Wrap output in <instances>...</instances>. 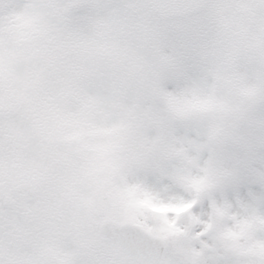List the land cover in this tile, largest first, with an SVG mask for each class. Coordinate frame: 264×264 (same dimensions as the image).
<instances>
[{
	"label": "clouds",
	"instance_id": "obj_1",
	"mask_svg": "<svg viewBox=\"0 0 264 264\" xmlns=\"http://www.w3.org/2000/svg\"><path fill=\"white\" fill-rule=\"evenodd\" d=\"M0 264H264V0H0Z\"/></svg>",
	"mask_w": 264,
	"mask_h": 264
},
{
	"label": "snow or ice",
	"instance_id": "obj_2",
	"mask_svg": "<svg viewBox=\"0 0 264 264\" xmlns=\"http://www.w3.org/2000/svg\"><path fill=\"white\" fill-rule=\"evenodd\" d=\"M173 211H180V209H172Z\"/></svg>",
	"mask_w": 264,
	"mask_h": 264
}]
</instances>
